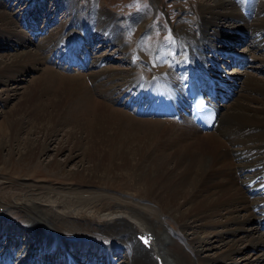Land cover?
Listing matches in <instances>:
<instances>
[{
    "label": "bare ground",
    "instance_id": "6f19581e",
    "mask_svg": "<svg viewBox=\"0 0 264 264\" xmlns=\"http://www.w3.org/2000/svg\"><path fill=\"white\" fill-rule=\"evenodd\" d=\"M3 1L0 39L16 38L21 48L0 60L1 104L15 102L10 137L0 147L24 146L18 160L29 170L53 151L46 167L80 188L62 202L25 194L41 190L30 185L15 184L12 196L0 191V238L7 241L0 264H229L234 254L240 259L233 264H264V79L240 71L229 78L217 57L248 37L244 59L264 67V0H198L195 12L180 11L176 42L157 44L137 73L132 63L144 62L134 54L128 70L106 68L109 53L97 56L106 43L127 55L124 23L111 14L72 16L83 20L82 30L62 29L56 38L54 21L40 25L49 14L37 5L18 13L20 28L3 8L10 0ZM42 28L45 38L29 49ZM41 60L52 70H41ZM27 70L31 78L16 89L14 76ZM72 70L78 73L67 74ZM189 78L199 79L217 113L209 130L191 120ZM65 151L66 161H58ZM14 156L0 154V165ZM71 160L76 165L66 170ZM74 232L89 240L69 237ZM7 234L21 241L17 247ZM248 250L257 253L253 259Z\"/></svg>",
    "mask_w": 264,
    "mask_h": 264
},
{
    "label": "rangeland",
    "instance_id": "374dc122",
    "mask_svg": "<svg viewBox=\"0 0 264 264\" xmlns=\"http://www.w3.org/2000/svg\"><path fill=\"white\" fill-rule=\"evenodd\" d=\"M32 1L34 0H24V1L22 0L21 3L16 5V3H18V0L17 2H15V0L14 2L10 0V2H8L9 3L8 6L7 5L6 7L3 6V8H5L8 13L10 12L14 20L18 23V21H21L19 17L20 14L18 13H21L22 10L27 7V5H29L28 7H30V5H33L34 7L37 5L39 9L45 12V14H49L47 17H42L40 25H43L46 19H48V21L50 20L51 22L54 21L55 24L52 23L50 30L49 29L48 30L52 34H54L56 38L62 32V29H63V33H66L67 28L74 30L75 27H77L78 29L81 28L80 30H82V27H84V24H85L83 23L82 19H81V23H80V20H78L76 23L71 21V19L75 17V15H80L84 13L83 14L84 17L94 18L96 16L95 10L98 11L99 13L101 12V14H106V13L107 15L111 14L110 16H113L116 19H118L121 23H124L123 37L122 39L121 38L120 39L122 40V44L124 48L126 49L127 55L121 54L118 51L119 47L117 45H110L109 47V43H106L107 45L105 44L104 47H102V50L97 53V56L98 58L99 56L100 58H103L104 54L107 55V53H109L110 57L108 56L106 59V64H105L106 68L108 67V68L128 70L131 68L133 64H135L136 65L135 67L137 68L135 72L137 73V71H141L142 68H146L145 63H148V62L146 61L145 58L150 57L151 53L154 52L153 50L154 47H156L157 44H159L157 46H167V45H170V42L171 44H173V42L174 43L176 42V38H175L176 35L174 34L173 29L179 20L180 11L185 10L186 12V10L188 11L194 10L195 12V9L193 7H195L196 5L195 3L198 0H40V1L36 0L39 2L35 4L33 3L31 4ZM3 2L4 4H7L6 0H4ZM248 8L251 10L250 5H248ZM32 10L34 11V9L32 8L28 9L29 12ZM49 16H51V18ZM30 17L32 18V20L34 19L33 16H30ZM138 18H142L143 20H146L148 24L145 25V23L142 20L141 21L142 23L140 24L138 23L136 25L138 27L130 28L129 31H127V24L129 22H134ZM48 24H50V22H48ZM18 26L21 28L19 23H18ZM42 30L43 28L39 31L40 34H37L39 35L38 37L32 36L31 34L30 36L31 42L35 44L34 45L30 44L28 46L29 49L35 50L40 46L41 44L40 42H42V39H44L46 36L44 34L41 35L43 33ZM18 31H20V29H18ZM9 39L10 38L7 39L6 36H5V39H0V42H1L0 43V60L6 61V59H8V55L10 56L13 52L18 51L21 48V46L16 42V38L12 39L9 43H7ZM233 40H236V38H233ZM136 43L138 47L136 46ZM95 46L96 48H99L97 46V43ZM235 47L236 46H234V48L232 47L233 49L228 51V53L225 52L224 54L225 56H217L218 59L224 62L222 63L224 64L223 68L222 69L220 68L222 73L229 78H235L236 76L238 77V75H236L235 72L240 71V72L252 74V75H255L256 77L258 76V78L264 79L263 65L255 61L253 62L249 61L248 59H244L243 57V56H247V53L244 50L245 48L249 49L248 55H250V51H251L250 49L252 47L250 38L246 37V39L243 42L238 44L237 51L234 50L236 49ZM242 50H244V53L242 52ZM132 54L136 55L135 56L136 59L140 61L143 60L144 63L137 61L136 62L137 64L133 62L131 65V59L133 57ZM254 54L256 55V57L258 55L260 56L261 51L258 52L256 50ZM152 55L155 56V53H152ZM153 56L151 57L153 58ZM235 58L242 59V61L239 64H237L234 62ZM73 65L75 66V64ZM39 67L41 70H43L45 67L46 68L48 67L52 70L53 66L51 65V63L50 64L45 63L43 62V60H41V64ZM152 68L153 70L155 68L157 71L160 69L159 67H152ZM25 72L19 73L14 76L15 78H17L16 84L18 85V88L16 89L18 90L19 88L22 87L23 81L25 79L27 80L31 78V74H30L31 72L30 71L28 73H25ZM73 72L74 70H72V72H69L67 74L71 73L72 75ZM79 72L83 73L82 70ZM75 73L77 74L78 71L77 72L75 71L74 74ZM21 78H23L24 80L21 81ZM3 88L4 86L0 85V96L5 97L2 94ZM11 93L12 92H10L9 95ZM1 102L2 101H0V141L2 140L3 142H5V141H8L10 137V129H9L10 124L15 121V120L9 121L12 111L14 110L15 102L12 101V98L9 101H6L7 103L6 106H3ZM20 115H21V112L18 113V117L22 118L23 114L21 116ZM176 121H179V120L176 119ZM21 140H24V136H21ZM55 147H56V143H53L51 144L50 148L53 149ZM9 149L10 148L8 147L6 148L0 147V151H2L0 154H2V158L4 160L8 159L9 154L16 155L13 157V160L9 165H4V164L0 165V169H1L0 171V182H1L0 191L2 195H10V194H11L10 196H12L13 194L15 195L17 193L16 189H19V188H16V186L14 185L18 184V185H26V186H29V185L35 186V187H38V189H41L38 192H35V191L31 192L30 189L24 190L25 194L34 195L36 198H43V199L50 198L51 200H54V201L60 199L58 200V202H62V201L70 200L71 197H75L74 196L75 194L72 193L73 192L72 190H77L80 187L77 186L74 182H72V180L69 177H67V175L57 174L52 169H49L46 167V163L48 161H52V157L54 155L53 151L48 150L47 157H44V159L39 160L37 162L35 161L34 163L36 164L35 166L36 168H34L33 170H29V166L27 165L26 162H22L18 160L19 153L23 152L24 154L25 152L24 146L20 147L19 152L10 151ZM67 154L68 153L65 151L63 154L58 156L57 160L60 162L66 161ZM67 165L68 166L66 170H72L73 167L76 165V162L74 160H71L68 162ZM70 192L72 194H68ZM82 194L84 196L87 195L84 193H80L81 196ZM2 195L0 196L2 197ZM136 202L140 205L143 204V202L141 201H136ZM45 205L47 206V204ZM76 233L77 232H74V234H69V237L74 238L76 241L83 240V239L89 240L88 236L77 235ZM7 236L11 237L12 235L9 236V234H7ZM140 238H144V237H140ZM140 238L138 239L140 240ZM10 239H12V246L17 247V243L21 242L20 240H19L20 242H17V238L15 235H13L12 238ZM19 239H21L23 242V240L26 238L19 236ZM212 243H213L212 244L213 246H218L217 243L215 242H212ZM4 244H7V241L5 239L2 241V239L0 238V246L2 245L3 247ZM25 250L28 251L29 249L27 248ZM86 251L85 253L88 255L91 253V251H88V252ZM211 252L212 251H210L209 254H211ZM246 254L249 257L251 256V258L253 259L255 254L257 253L253 251L250 252V250H248L246 251ZM72 255L76 259L75 254L73 253ZM232 256L233 257L231 258V263L229 264H233V261L235 263H239L240 256L236 254Z\"/></svg>",
    "mask_w": 264,
    "mask_h": 264
},
{
    "label": "water",
    "instance_id": "95a60500",
    "mask_svg": "<svg viewBox=\"0 0 264 264\" xmlns=\"http://www.w3.org/2000/svg\"><path fill=\"white\" fill-rule=\"evenodd\" d=\"M140 241H141L142 243H145V239H144V238H141Z\"/></svg>",
    "mask_w": 264,
    "mask_h": 264
},
{
    "label": "snow or ice",
    "instance_id": "6c2138e0",
    "mask_svg": "<svg viewBox=\"0 0 264 264\" xmlns=\"http://www.w3.org/2000/svg\"><path fill=\"white\" fill-rule=\"evenodd\" d=\"M145 243H147V240H145Z\"/></svg>",
    "mask_w": 264,
    "mask_h": 264
}]
</instances>
